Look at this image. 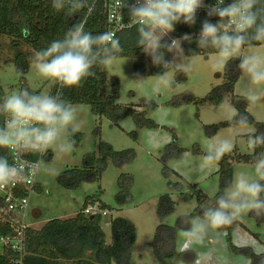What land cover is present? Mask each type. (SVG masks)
<instances>
[{
    "label": "rangeland",
    "instance_id": "1",
    "mask_svg": "<svg viewBox=\"0 0 264 264\" xmlns=\"http://www.w3.org/2000/svg\"><path fill=\"white\" fill-rule=\"evenodd\" d=\"M0 38L5 44L0 56V83L8 96L13 91L20 90V74L14 62L16 51L11 46L12 38L1 35ZM22 49L29 54V71L25 75L27 85L40 93L51 94L55 83L37 74L32 64L34 51L31 47L23 45ZM243 53L264 56V44L245 46ZM183 55H185L184 52ZM188 57L193 63L192 71L184 74L175 73L169 69L168 78L173 83L171 87L161 86L162 91L159 94L152 92L157 75L138 74L134 68L136 58L118 57L111 65L106 66L107 93L112 92L111 78H118L120 83L118 102L134 105L142 111L147 110L146 103H155V108L147 111V117L155 120L160 127L156 129L138 127L132 117H127L115 124L107 117L97 115L91 105L73 103L78 110L77 120L82 123L79 131L81 138L79 142L75 140L76 144L71 153L57 157L49 148L50 155L47 158L50 159L42 161L37 179L41 189L32 194L27 218L33 228H41L47 221L54 218L75 217L83 209L85 199L88 196H95L97 203L93 211H99L100 202L110 207L105 215L102 214L103 210H100L103 215L101 225L106 233L107 243L111 242L112 219L125 217L135 224L137 241L130 264H194L196 260L194 252L186 251L195 256L192 260L187 259L190 254L187 258L179 256V253H183L180 249L185 242L182 228H177L176 256L158 257L152 246L156 228L161 223L176 226L181 215L191 214L194 211L198 205L197 199L194 197L186 200L185 198V195L194 191L192 187L194 184L211 197L217 193L220 183V176L217 173L219 165L217 163L211 166L202 164L210 144H214L218 139H229L234 144L231 152L250 154L247 135L255 133L257 128L255 125L249 128H237L231 125L222 127L215 134L210 135L205 125L227 121L229 116L227 107L206 102H199V109L194 102L174 105L173 101H181L188 97V94H192L200 101L214 86L224 82L225 67H212L213 61L218 58L217 52ZM141 76L146 78L143 85L136 82V79ZM247 87V77L241 72L236 83L235 95L244 96ZM255 91L262 98L255 105L248 104V111L258 122H264V85L257 86ZM232 106L235 108L234 105ZM133 131L137 132V137L131 134ZM174 136L178 146L185 150L178 155L168 156L164 148L173 142ZM101 143L112 145L116 151L132 149L136 154L135 159L118 166L113 158H109L107 167L102 171L100 178L92 182H83L78 189H68L60 185L58 175L66 169L83 168L85 157L94 152L99 153ZM196 145L200 146L201 154L193 151ZM166 167L174 172L167 171ZM49 168L55 169V174L46 171ZM240 172L251 174L252 164L235 162L233 179ZM127 176L131 177L130 182ZM170 182L174 184L182 182L184 185L182 192L171 186ZM121 191L130 196V200L123 204L118 203L117 200V195ZM166 193H169L177 204L171 215L160 218L157 214L159 197ZM36 212L37 216L34 215ZM239 220L244 227L237 225L234 228L233 243L237 247H250L252 250L264 251V220H259L252 214L243 216ZM255 233L260 235V239L254 236ZM209 249L213 250L212 257L201 255L200 264H225L226 261L227 264H249V261L254 264L251 256L242 251H235L230 246L227 233L222 230L210 232L203 246L197 248V252L204 253Z\"/></svg>",
    "mask_w": 264,
    "mask_h": 264
},
{
    "label": "clouds",
    "instance_id": "2",
    "mask_svg": "<svg viewBox=\"0 0 264 264\" xmlns=\"http://www.w3.org/2000/svg\"><path fill=\"white\" fill-rule=\"evenodd\" d=\"M118 3L122 9H127L130 26L136 28V47L151 57L152 65L184 74L192 71L193 63L190 57L183 55L182 40L190 41L191 36L185 34L178 39L170 33L180 23L194 26L198 11L204 10L206 18L201 21L196 37L197 47L217 50L218 58L212 63L213 68H224L228 61L239 59L237 68L247 77L248 84L244 99L249 105L261 100L255 88L264 85V56L244 54L243 49L246 45L264 44V0H215L213 4H206L205 0H118ZM51 6L56 12L65 11L69 17L81 10L87 11L62 39L53 40L45 49L34 52L32 64L37 74L59 85L60 90L53 95L37 94L24 88L13 91L0 102V116L5 117L4 125L0 126V149L14 153L11 163L8 156L0 155V189L22 182L29 173L38 172L49 148L57 157L74 150V137L82 123L77 120V108L64 97L62 90L81 86L88 77L95 75L93 68L111 65L124 51L113 32L86 30L87 19L95 11V0H51ZM213 17L218 20L213 22ZM21 31L25 36L30 34L27 27ZM165 52L171 53L173 59H165ZM145 80L141 76L136 82L143 85ZM172 83L167 71L158 74L153 94L161 93V86L171 87ZM221 107L229 109V124L237 128L251 127L248 115L234 108L229 99L222 100ZM247 146L252 154V173L240 172L214 202L200 205L202 213L184 214L181 218L182 224L190 227L181 230L185 242L180 251L194 252V264H200L201 255L212 257V249L197 252L210 232L231 226L248 214L264 219V151H255L264 148V132L250 134ZM233 147L229 139L216 140L209 145L202 164L211 166ZM28 153L38 154L41 159L25 160ZM46 171L55 174V169ZM253 251L257 256L264 254V251ZM260 264H264V257Z\"/></svg>",
    "mask_w": 264,
    "mask_h": 264
},
{
    "label": "trees",
    "instance_id": "3",
    "mask_svg": "<svg viewBox=\"0 0 264 264\" xmlns=\"http://www.w3.org/2000/svg\"><path fill=\"white\" fill-rule=\"evenodd\" d=\"M86 9L81 10L73 16L66 15L65 11L56 12L51 6V0H0V35L12 38L11 46L14 47L16 55L14 62L18 73L20 74V90L27 88L35 91L27 85L26 73L29 71V54L22 49L23 45H28L36 52L45 49L53 40L62 39L64 34L85 16ZM126 16L127 14V9ZM198 18L194 26L183 23L177 24L172 37L181 39L185 34L191 36V40H182L183 52L187 56H196L199 54L208 55L217 52L209 48L202 49L196 45V37L200 31L201 21ZM216 22V20H213ZM27 27L30 34L25 36L21 29ZM86 30L93 33L107 31L106 26V0H95V11L88 17ZM124 48V51L118 57L136 58L134 63L135 71L140 75L151 73L161 74L169 69L161 66H154L151 63V57L144 54L142 49L136 47L135 41L137 32L135 26L123 30L116 35ZM262 45V44H255ZM248 46V45H246ZM5 48L4 42L0 38V56ZM165 59L171 60V53L165 52ZM239 59L228 61L224 68V82L212 88V90L200 101L192 94L183 100L173 101L174 105L182 102H194L199 109V102L221 105L222 100L229 99V102L235 106L240 113L248 115L250 125H255L256 132H264V122H258L248 111V102L244 96H236V83L240 77L241 71L237 68ZM94 76L88 77L82 82L81 86L73 88H64V97L73 103H84L92 106L93 111L100 116H105L118 124L127 117H132L138 127H147L150 129L159 128L160 125L150 117H147V111L155 108V103H146L147 110H139L134 105L121 104L118 102L120 83L119 79L112 77V92L106 91L108 82L106 66L93 68ZM59 85L55 84L51 94H55ZM37 94L40 92L35 91ZM227 96V97H226ZM229 96V97H228ZM231 96V97H230ZM6 97L4 87L0 83V102ZM4 116H0L3 120ZM239 119V117H237ZM231 126L228 120L217 124L205 125L210 135L215 134L220 128ZM255 132V133H256ZM252 133V134H255ZM131 134L137 137V132ZM250 134L247 135V137ZM173 142L164 148L168 156L178 155L185 149L177 144L176 136ZM75 140L80 141L81 133L75 134ZM196 154H201L202 150L196 145L194 150ZM256 153L264 151V148H257ZM227 153L220 161L217 173L220 176L219 188L215 196H209L208 193L200 190L194 184V191L185 195L187 199H197L198 205L191 215L202 213L200 205L214 202L215 197L223 192L230 181L233 180V171L235 162L253 163L252 154H242L239 152ZM0 155H6L5 149H0ZM135 152L132 149L116 151L112 145L101 143L99 153L94 152L85 157L83 168H70L61 172L57 179L60 185L68 189H78L83 182H92L100 178L102 171L107 167L109 158H113L116 165L122 166L135 159ZM50 159V158H47ZM167 171L174 172L166 167ZM128 182L131 177L127 176ZM184 180V179H183ZM175 189L181 190L184 185L182 182L172 183ZM39 189V185L37 186ZM182 192V190L180 191ZM183 194L184 193H180ZM118 203L123 204L130 200V196L121 191L117 195ZM97 200L95 196H88L83 204V209L75 217L61 219L54 218L47 221L41 229L29 228L27 231V248L24 258V264H130L133 249L137 241V228L135 224L125 217H116L110 223L111 242L107 243L106 233L101 225L103 215L100 210H108L107 204L100 202L98 204L99 212L87 214L85 210L89 206H95ZM176 201L169 193L159 197L157 214L160 218H166L171 215L176 208ZM181 215L176 226L161 223L156 228L152 241L154 252L160 258H173L176 256L175 241L177 228L190 227L183 225ZM264 220V219H259ZM237 225H244L237 220L231 226L220 230L227 233L230 246L238 252H244L254 259V264H260L264 255L257 256L250 247H237L233 243L232 232ZM246 228V227H245ZM254 236L260 239V235ZM190 256L187 258V256ZM181 258L188 260L194 259V255L189 252L179 253ZM0 264H13L8 256H0Z\"/></svg>",
    "mask_w": 264,
    "mask_h": 264
},
{
    "label": "built area",
    "instance_id": "4",
    "mask_svg": "<svg viewBox=\"0 0 264 264\" xmlns=\"http://www.w3.org/2000/svg\"><path fill=\"white\" fill-rule=\"evenodd\" d=\"M228 2V0H226ZM206 4H213L215 0H205ZM198 18L205 19V11H198ZM218 20V17L211 18ZM131 22L126 16L125 9L119 6L118 0H106V26L107 31L117 35L123 30L129 29ZM172 37V35H171ZM60 90V89H58ZM5 123V117L0 121V126ZM9 162H12L14 153L5 149ZM48 149L42 161L49 157ZM25 160L36 161L41 157L38 154H25ZM41 166V165H40ZM39 171L34 175L29 173L26 178L19 183H14L0 189V256H8L13 264H24V258L27 248V231L30 224L27 220L29 215L30 201L32 194L37 190ZM94 206H89L85 213L94 214L99 211H93ZM107 214V210L102 212Z\"/></svg>",
    "mask_w": 264,
    "mask_h": 264
},
{
    "label": "crops",
    "instance_id": "5",
    "mask_svg": "<svg viewBox=\"0 0 264 264\" xmlns=\"http://www.w3.org/2000/svg\"><path fill=\"white\" fill-rule=\"evenodd\" d=\"M217 171H218V170H217ZM40 189H41V188H40V186H39V189H37V190H40ZM37 190H36V191H37ZM34 215H36V216H37V215H38V213L36 212V213H34ZM61 219H63V218H61ZM43 226H44V225H43ZM43 226H42V227H43ZM30 227H31V228H33V226H30ZM42 227H41V228H42ZM41 228H33V229H41Z\"/></svg>",
    "mask_w": 264,
    "mask_h": 264
}]
</instances>
